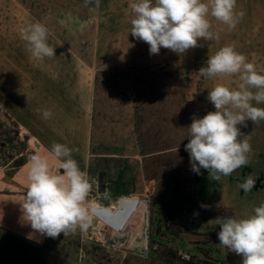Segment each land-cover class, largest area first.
<instances>
[{
  "label": "rangeland",
  "instance_id": "obj_1",
  "mask_svg": "<svg viewBox=\"0 0 264 264\" xmlns=\"http://www.w3.org/2000/svg\"><path fill=\"white\" fill-rule=\"evenodd\" d=\"M131 2L0 0V87L6 85L11 63L6 53L18 52L93 114L87 171L92 191L82 205L84 219L75 231L51 238L31 228L24 204L1 199L0 264H241L240 256L219 244L218 222L245 218L264 203V121L240 126V139L247 137L251 144L249 163L219 181L205 169L196 181L185 145L193 117L215 110L208 92L216 84H239L236 77H201L198 71L209 56L233 44L264 73V0H237L236 11L245 15L235 30L209 17L219 39L198 41L202 46L184 54L161 48L151 55L149 45L130 34ZM35 22L47 27L56 56L30 57L20 33ZM31 138L0 107V163L15 172L39 155L52 165ZM249 175L256 183L245 192L238 185ZM114 183L136 193L119 191L113 202ZM175 187L190 196L188 204L170 199ZM161 199L168 201L165 227L154 219L155 203L161 204ZM181 215L191 229L174 221L181 223ZM152 231L161 242L153 239ZM163 232L169 241L163 240ZM188 244L193 248L182 251L191 255L189 259L176 249Z\"/></svg>",
  "mask_w": 264,
  "mask_h": 264
},
{
  "label": "clouds",
  "instance_id": "obj_2",
  "mask_svg": "<svg viewBox=\"0 0 264 264\" xmlns=\"http://www.w3.org/2000/svg\"><path fill=\"white\" fill-rule=\"evenodd\" d=\"M236 4L237 0H132L130 34L149 45L150 55L159 54L161 48L184 54L202 46L198 41L219 39L211 31L209 17L225 24L229 31L235 30L245 15L242 10L236 11ZM20 36L31 58L56 56L55 49L48 44L44 24H29L21 29ZM198 73L207 79L236 77L239 81L237 88L216 84L207 97L215 110L202 118L193 117L188 127L185 150L189 153L191 170L200 174L205 169L209 177L219 181L249 163L251 144L247 137L240 139L244 136L240 126L247 127L248 121L254 124L264 121V108L253 103L264 104V73L258 72L257 66L233 44L209 56ZM42 116L49 119L52 113L43 110ZM75 151L66 144L52 145L51 154L59 161L55 172L46 157L30 158L23 214L32 229L47 237L75 231L78 222L84 219L82 205L92 191V183L73 158ZM255 183L249 175L238 187L248 192ZM218 223L219 244L240 256L241 264H264V203L255 207L252 215L229 217Z\"/></svg>",
  "mask_w": 264,
  "mask_h": 264
},
{
  "label": "crops",
  "instance_id": "obj_3",
  "mask_svg": "<svg viewBox=\"0 0 264 264\" xmlns=\"http://www.w3.org/2000/svg\"><path fill=\"white\" fill-rule=\"evenodd\" d=\"M7 57L11 60V63L6 85L4 89L0 87V107L5 109L22 128L30 133L31 139L37 145V152H43L53 161L52 165H49L54 172L59 169V161L51 154V148L54 143H61L66 144L69 148L76 149L73 158L78 162L80 169L87 173L92 151L93 130V114L90 107L47 75L39 66L29 62L27 57L14 51L6 53L5 58ZM13 60L17 62L13 63ZM37 109H41V112H37ZM43 110L51 111V118L44 119L42 116ZM8 165V163H0V200L2 199L9 204H24L29 187L30 161L20 166L15 172L11 171ZM125 189L129 188H123L121 184L114 183V189L111 191L113 194L111 201L114 202L115 199L119 198L120 194H117V192ZM126 192L131 196L136 193L129 190ZM188 202L190 201L184 200V203L188 204ZM17 210L18 207L16 206L13 212ZM154 214V219L159 221V225L162 227L168 225L167 208L162 203L158 204V201L155 203ZM183 218L185 221L181 220ZM180 220L181 223L177 222V218L174 221L177 224H188V228L192 226L183 215H181ZM206 226L204 225V228ZM152 236L156 242H161L156 237L160 236L159 234L152 231ZM164 236L163 240L169 241L166 233H164ZM193 245L179 246L176 249L181 251L183 249L190 250Z\"/></svg>",
  "mask_w": 264,
  "mask_h": 264
},
{
  "label": "water",
  "instance_id": "obj_4",
  "mask_svg": "<svg viewBox=\"0 0 264 264\" xmlns=\"http://www.w3.org/2000/svg\"><path fill=\"white\" fill-rule=\"evenodd\" d=\"M201 174H196L195 179L196 181L200 180ZM172 196L175 197L176 199H181V200H187L189 198L188 194H181V191L178 187H175L172 190Z\"/></svg>",
  "mask_w": 264,
  "mask_h": 264
},
{
  "label": "flooded vegetation",
  "instance_id": "obj_5",
  "mask_svg": "<svg viewBox=\"0 0 264 264\" xmlns=\"http://www.w3.org/2000/svg\"><path fill=\"white\" fill-rule=\"evenodd\" d=\"M181 194H183V193H181ZM189 198H190V196H189ZM188 198V199H189ZM170 199L171 200H175V201H177V200H181V199H176L175 197H173L172 196V192H171V195H170ZM168 201L167 200H164V199H161V203L165 206V204L167 203Z\"/></svg>",
  "mask_w": 264,
  "mask_h": 264
},
{
  "label": "built area",
  "instance_id": "obj_6",
  "mask_svg": "<svg viewBox=\"0 0 264 264\" xmlns=\"http://www.w3.org/2000/svg\"><path fill=\"white\" fill-rule=\"evenodd\" d=\"M181 254H182V257L183 258H187V259H189L190 258V254H188L187 252H185V251H181ZM126 264H130V263H126Z\"/></svg>",
  "mask_w": 264,
  "mask_h": 264
},
{
  "label": "bare ground",
  "instance_id": "obj_7",
  "mask_svg": "<svg viewBox=\"0 0 264 264\" xmlns=\"http://www.w3.org/2000/svg\"><path fill=\"white\" fill-rule=\"evenodd\" d=\"M141 230V229H140Z\"/></svg>",
  "mask_w": 264,
  "mask_h": 264
}]
</instances>
